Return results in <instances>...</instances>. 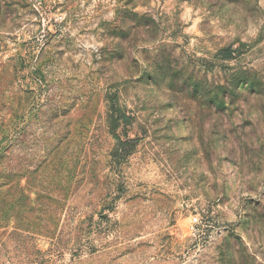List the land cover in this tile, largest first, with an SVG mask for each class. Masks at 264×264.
<instances>
[{"label":"rangeland","instance_id":"374dc122","mask_svg":"<svg viewBox=\"0 0 264 264\" xmlns=\"http://www.w3.org/2000/svg\"><path fill=\"white\" fill-rule=\"evenodd\" d=\"M162 65L262 92L219 110ZM229 248L264 264V0H0V264H223Z\"/></svg>","mask_w":264,"mask_h":264},{"label":"trees","instance_id":"16d2710c","mask_svg":"<svg viewBox=\"0 0 264 264\" xmlns=\"http://www.w3.org/2000/svg\"><path fill=\"white\" fill-rule=\"evenodd\" d=\"M134 17H138L136 13ZM244 48L233 49L229 47L224 49L223 53L226 54L225 58L232 57L235 53L241 54ZM159 75L167 78L172 83L177 85L180 82L182 90H187L193 97V101H206L209 104L213 105L219 110L228 111L227 107V97H234L237 94V90L241 87L247 88L250 93L255 94L256 96L261 95V83L256 79H252L251 76L244 74H235L232 75V78L229 80L227 85H219L215 88H209L203 82L195 81V79H183L181 73L173 70L166 66L162 65L161 70H159ZM108 126L112 132L115 133L116 139L122 144V142H130L129 132L130 126L133 123L132 117L124 111L120 105V99L118 95H109L108 96ZM239 252H232L231 249L225 250L223 264H253V260H249V257L244 255L243 252H240L241 255L237 256Z\"/></svg>","mask_w":264,"mask_h":264},{"label":"built area","instance_id":"2783aa9c","mask_svg":"<svg viewBox=\"0 0 264 264\" xmlns=\"http://www.w3.org/2000/svg\"><path fill=\"white\" fill-rule=\"evenodd\" d=\"M198 221H199V219H198V218H195V219L193 220V225H194V224H197Z\"/></svg>","mask_w":264,"mask_h":264}]
</instances>
